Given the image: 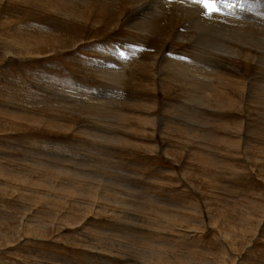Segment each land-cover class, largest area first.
<instances>
[{
	"label": "rangeland",
	"instance_id": "rangeland-1",
	"mask_svg": "<svg viewBox=\"0 0 264 264\" xmlns=\"http://www.w3.org/2000/svg\"><path fill=\"white\" fill-rule=\"evenodd\" d=\"M139 1L0 0V264H264V0Z\"/></svg>",
	"mask_w": 264,
	"mask_h": 264
},
{
	"label": "bare ground",
	"instance_id": "bare-ground-1",
	"mask_svg": "<svg viewBox=\"0 0 264 264\" xmlns=\"http://www.w3.org/2000/svg\"><path fill=\"white\" fill-rule=\"evenodd\" d=\"M122 1V0H121ZM125 1V0H124ZM128 1V0H127ZM141 1V0H140ZM139 1V2H140ZM143 1V0H142ZM151 1V0H150ZM153 1V0H152ZM155 2H156V4H157V15H159L161 18L163 17V15L165 16V17H167V13L168 12H165L164 10H166V8H169V7H172V8H174V9H176V8H181L183 11H185L186 13H188V14H186V16L188 17V19L190 20L189 21V27H187V29L188 28H190V30L192 29H195L196 28V25H200L199 24V18L198 19H195L196 17H194V19H191V17L193 16V12L192 11H190V7H188V6H190L191 4L193 5V2H189V0L186 2V0H165L164 1V3H162V4H160V3H158L160 0H154ZM163 1V0H162ZM194 1V0H193ZM116 2V1H115ZM136 2V1H135ZM123 3V2H122ZM124 3H126V2H124ZM129 3V2H128ZM135 4V3H134ZM138 4V3H137ZM136 5V4H135ZM197 6H198V4H196ZM193 7V6H192ZM163 8H164V10H163ZM262 9V8H261ZM193 10V9H192ZM195 10V9H194ZM204 9H201V11H203ZM226 10V9H225ZM230 10V9H229ZM259 10V9H258ZM145 11H146V9H145ZM155 11H156V9H155ZM154 11V12H155ZM174 11H176V10H174ZM264 11V10H263ZM142 12V11H141ZM180 12H182V11H180ZM227 12H229L230 13V11H227ZM259 12V11H258ZM170 13H171V11H170ZM184 13V12H183ZM183 13H182V15H183ZM149 14V13H148ZM174 14H175V12H174ZM173 14V15H174ZM200 14V13H199ZM225 14H227V13H225ZM231 14V13H230ZM260 14H262V13H260ZM156 15V16H157ZM169 15V14H168ZM172 15V16H173ZM179 15V14H178ZM264 15V14H263ZM138 16H140V14L138 15ZM149 16H150V14H149ZM156 16H152L151 18H155ZM196 16H198V15H196ZM199 16H201V15H199ZM198 16V17H199ZM259 16V15H258ZM133 17H135V16H133ZM159 17V18H160ZM174 17V16H173ZM181 17V16H180ZM183 18H186V17H184V16H182ZM209 17V16H208ZM207 17V21L206 22H208V23H210V25H205V24H203V25H200V26H203L204 27V30H208V31H223V29H222V26L218 23L219 21H217V18L215 17V16H210V18H208ZM176 18L178 19V17H177V14H176ZM175 18V19H176ZM226 18V17H225ZM230 18V17H229ZM131 19H132V17H131ZM147 19V20H146ZM144 21L141 19V20H138L136 17L134 18V19H132V24L134 25L135 24V26H137L139 29H143L142 30V32L144 31V30H146V32L147 31H149V23H151L152 21H151V19H149V18H146ZM152 19V20H153ZM187 19V18H186ZM200 19L201 20H203V21H205L206 20V18H202V17H200ZM245 19V18H244ZM169 20H170V18H169ZM200 20V21H201ZM220 20V19H219ZM142 21V22H141ZM174 21V20H173ZM188 21V20H187ZM236 22L238 21V20H235ZM246 21V20H245ZM166 22V21H165ZM176 22V24H177V21H175ZM224 22L225 23H230V22H232L233 23V21H229L228 19H224ZM169 23V22H168ZM167 23V24H168ZM247 23V22H246ZM143 24H144V26H143ZM167 24H166V26H167ZM172 24V23H171ZM235 24H237V25H239V23H235ZM235 24H233V25H235ZM248 24V23H247ZM132 25V26H133ZM158 25V24H157ZM183 25V24H182ZM232 25V24H231ZM249 25V24H248ZM253 25V24H252ZM162 26V25H161ZM164 26V25H163ZM199 26V27H200ZM242 26V25H241ZM249 26H251V24L249 25ZM174 27V26H173ZM176 27H177V25H176ZM248 27V26H247ZM201 28V27H200ZM230 28V27H229ZM240 28V27H239ZM251 28V27H250ZM253 28L254 29H257L256 31H255V33L258 31H262V32H264V29L262 28V27H259V26H257V25H253ZM131 29H132V27H131ZM171 29V28H170ZM226 29V28H225ZM244 29H246L245 27H244ZM252 29V28H251ZM159 30V29H158ZM176 30V29H175ZM247 30H249V29H247ZM246 30V31H247ZM168 31V30H167ZM233 31V30H232ZM141 32V33H142ZM181 32H183V31H181ZM257 32V33H258ZM171 33V32H170ZM172 33H173V30H172ZM192 33V32H191ZM234 33H237V32H233L232 34H234ZM252 33V32H251ZM250 33V34H251ZM207 34V33H206ZM231 34V33H230ZM231 34V35H232ZM261 34V33H260ZM187 35V34H186ZM235 35V34H234ZM242 35L243 36H247L248 35V32H243L242 33ZM241 35V36H242ZM263 36V38H264V34H262ZM151 36V35H150ZM167 36H168V34H167ZM182 36V34L180 35V37ZM223 36V35H222ZM242 36V37H243ZM250 36V35H249ZM258 36V35H257ZM261 36V35H260ZM233 37V36H232ZM237 37V36H236ZM235 38V37H234ZM260 38V37H259ZM258 38V39H259ZM254 39H255V37H254ZM254 39H252V40H254ZM232 40V39H231ZM250 40V39H249ZM248 40V41H249ZM261 40V39H260ZM201 44H206V41H205V43H202V41H201V39H199L198 40ZM197 41V42H198ZM235 41V40H234ZM237 41V40H236ZM245 41V40H244ZM248 41H246V42H248ZM193 42V41H192ZM204 42V41H203ZM232 42H233V40H232ZM253 42V41H252ZM260 42V41H259ZM237 43H239V42H237ZM242 43V42H241ZM245 43V42H244ZM254 43H255V41H254ZM258 43V42H257ZM261 43V42H260ZM263 43V42H262ZM135 44H140V43H135ZM264 44V43H263ZM255 45H257V44H255ZM212 46V45H211ZM210 46V47H211ZM215 46H216V44H215ZM223 46V45H222ZM221 46V47H222ZM229 46V45H228ZM261 47V46H260ZM260 47H259V49H260ZM209 48V47H208ZM213 48H215V47H213ZM217 48V47H216ZM215 48V49H216ZM253 48V47H252ZM255 48V47H254ZM257 49V48H256ZM258 49V50H259ZM263 49V54H264V48H262ZM261 49V50H262ZM229 50H230V48H229ZM231 51V50H230ZM248 52V51H247ZM232 53V52H231ZM262 53V52H261ZM201 54H203V53H201ZM133 56H135L136 54H132ZM229 56V55H228ZM245 57H247V56H245ZM233 58V57H232ZM237 58V57H236ZM132 59H134V57H132ZM261 60V59H260ZM262 60H264V59H262ZM200 61V63H197V62H194V61H192L191 60V62H189V63H183V62H180V60L179 61H171V63L169 64L170 66H172V69L171 70H173L174 72H175V75H178V76H183L184 78H186L187 80L189 79V77L191 76L192 77V75H195L196 74V77L194 76V80L196 81V83L195 84H193L192 85V87L193 88H197V89H201V87H200V85L203 83V85H206L205 84V81H206V79H207V77L209 76L208 75V73H207V67H208V65H206V64H201V62H202V59H201V57H200V59L198 60V62ZM206 61L208 62V59H206ZM210 64H211V62H210ZM213 65V64H212ZM121 68V67H120ZM100 69L101 68H99V71H100ZM126 69V68H125ZM124 69V70H125ZM102 71V70H101ZM100 71V72H101ZM118 71H119V69H118ZM118 71H117V73H118ZM109 72V71H108ZM112 74V73H111ZM115 74V73H114ZM210 74V73H209ZM107 76V75H106ZM109 76V75H108ZM115 76V75H114ZM174 76V75H173ZM112 77V76H111ZM190 77V78H191ZM118 78V77H117ZM110 79V78H109ZM112 80H113V78H112ZM115 80L116 79H114V81L113 82H115ZM183 80V79H182ZM200 81V84H198L197 82H199ZM188 82V81H187ZM191 85V84H190ZM192 90V89H191ZM190 90V91H191ZM204 93V92H203ZM111 94V93H110ZM114 94V93H113ZM204 95V94H203ZM196 99V98H195Z\"/></svg>",
	"mask_w": 264,
	"mask_h": 264
},
{
	"label": "snow or ice",
	"instance_id": "snow-or-ice-1",
	"mask_svg": "<svg viewBox=\"0 0 264 264\" xmlns=\"http://www.w3.org/2000/svg\"><path fill=\"white\" fill-rule=\"evenodd\" d=\"M194 2L202 5L206 16L221 14L223 9L239 8L243 10L245 7L244 0H194ZM118 55L124 59H128L123 51H120ZM181 59L185 58L181 57ZM113 67H115V65H113Z\"/></svg>",
	"mask_w": 264,
	"mask_h": 264
}]
</instances>
